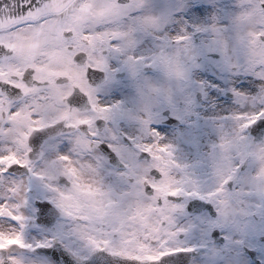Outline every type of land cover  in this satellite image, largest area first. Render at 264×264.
Masks as SVG:
<instances>
[{
  "label": "flooded vegetation",
  "instance_id": "af4514ba",
  "mask_svg": "<svg viewBox=\"0 0 264 264\" xmlns=\"http://www.w3.org/2000/svg\"><path fill=\"white\" fill-rule=\"evenodd\" d=\"M75 12L0 31V261L4 256L15 264H55L52 253L35 249L53 244L76 257L101 247L141 259L157 257L171 243L170 250L192 255L190 264H264V180L236 176L223 184L160 189V178L150 170L161 176L156 163L165 157L142 153L145 140L135 138L130 125L117 133L104 131L121 110L110 97L127 71L102 67L106 79L101 84L87 78L88 66L99 67L96 40L75 27ZM120 31L128 32V42L133 38L135 51L134 29ZM257 39L255 68L261 77L264 32ZM65 49L71 72L61 80L57 71L65 68ZM82 51L85 63L78 64L74 56ZM76 89L84 95V106L67 100ZM57 122L72 128L41 140L38 130ZM159 123L165 125L162 119ZM147 139L153 140L151 132ZM106 146L122 167L110 162ZM196 199L209 203L193 205ZM42 200L55 201L58 208L52 225L34 219L36 201ZM21 202H29L28 223L12 217Z\"/></svg>",
  "mask_w": 264,
  "mask_h": 264
},
{
  "label": "rangeland",
  "instance_id": "374dc122",
  "mask_svg": "<svg viewBox=\"0 0 264 264\" xmlns=\"http://www.w3.org/2000/svg\"><path fill=\"white\" fill-rule=\"evenodd\" d=\"M79 5L82 9L74 13L79 15L75 27L80 29L82 36L97 38L94 56L98 63L110 70L130 65L127 78L115 81L119 91L112 93L110 98L114 105L122 103L119 115L128 113V120H121L119 124L114 118L106 131L130 125L136 129L137 138L146 140L147 133L142 127L148 122L149 110L158 118L161 109L167 107L171 114L180 118L177 128L155 124L154 142H147V148L156 150V155L165 152L162 154L165 158L156 163L163 174L160 189L173 188L174 184L183 187L212 185L226 176H233L225 154L232 153L233 149L243 152L246 146L253 148V159L261 152L259 161L264 166L262 142L242 132L248 129L247 123L264 113V101H261L264 76L260 77L255 71L252 39V31L258 30H252L251 25L258 19L250 18L247 0H129L127 4L116 0H82ZM130 28H134L138 37L139 65H150L153 70L148 73L140 66L137 79H133L136 65L127 62V54L132 51L122 52L123 46L116 48L109 43L121 34L111 31ZM53 32L56 31H50ZM40 42L45 44L44 40ZM109 48L110 54H105L103 50ZM212 52L218 53L217 58L211 56ZM112 54L123 57L113 61ZM64 55L66 66L60 72L69 76L67 49ZM243 82H252L253 87L244 90L241 88ZM125 87L123 101L120 90L124 93ZM226 92L232 94L227 96ZM219 100L228 105L218 109L215 103ZM119 119L124 120V117ZM166 153L171 154L168 155L175 166L166 159ZM85 157L88 162L91 160ZM259 168L262 174L256 180H264V167ZM256 172V168L248 169L241 178L246 179L243 178L246 173L255 178ZM28 203H15L16 217L26 219V223L32 215Z\"/></svg>",
  "mask_w": 264,
  "mask_h": 264
},
{
  "label": "water",
  "instance_id": "95a60500",
  "mask_svg": "<svg viewBox=\"0 0 264 264\" xmlns=\"http://www.w3.org/2000/svg\"><path fill=\"white\" fill-rule=\"evenodd\" d=\"M76 0H0V29L11 27L24 20H34L45 17L48 14H62L73 5ZM254 123L250 130L255 137L262 136L261 127ZM66 264H94L91 261L75 262L64 258ZM124 259H118L111 255H103L102 260L95 264H127Z\"/></svg>",
  "mask_w": 264,
  "mask_h": 264
},
{
  "label": "bare ground",
  "instance_id": "6f19581e",
  "mask_svg": "<svg viewBox=\"0 0 264 264\" xmlns=\"http://www.w3.org/2000/svg\"><path fill=\"white\" fill-rule=\"evenodd\" d=\"M213 84H215V83H213ZM251 87H253V83L252 82H250V83H248V82H243L242 84H241V88L242 89H244V90H246V89H250ZM216 107L218 108V109H220V107L222 106V105H224V104H227L226 103V101H217L216 103ZM228 105V104H227Z\"/></svg>",
  "mask_w": 264,
  "mask_h": 264
}]
</instances>
